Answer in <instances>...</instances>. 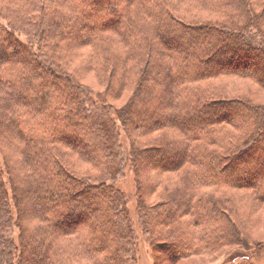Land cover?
Segmentation results:
<instances>
[{"label":"trees","instance_id":"obj_1","mask_svg":"<svg viewBox=\"0 0 264 264\" xmlns=\"http://www.w3.org/2000/svg\"><path fill=\"white\" fill-rule=\"evenodd\" d=\"M1 144L0 264H264V0H0Z\"/></svg>","mask_w":264,"mask_h":264},{"label":"rangeland","instance_id":"obj_2","mask_svg":"<svg viewBox=\"0 0 264 264\" xmlns=\"http://www.w3.org/2000/svg\"><path fill=\"white\" fill-rule=\"evenodd\" d=\"M231 66V65H230ZM232 67V66H231ZM250 85L251 83L248 81L243 82V85ZM252 88V85H250V89ZM95 90H102V87H98L94 85ZM254 89V88H253ZM131 98V92L126 91L125 94L121 97V99H118L116 101H113V105L117 109H123L125 106L128 104L129 100ZM8 146L6 145H0V153L4 154L5 156H10L13 157V159L16 158V155L7 148ZM118 188L125 194V196L128 199V210L130 212V215L132 219L134 220V224L137 226L138 224V217L136 213V204H137V199H136V191H135V185H134V178H133V173H131V170L129 166L126 168V173L123 178H121L118 183H117ZM62 216L60 217V219ZM18 232L14 230L13 232V237L18 238ZM251 237L254 240L257 241H262L264 240V233L263 232H257L251 233ZM251 249V243L247 240H245V250H250ZM136 259H137V264H153V254L152 251L147 243L144 242V240L141 238L140 234H138V242H137V247H136ZM215 261L211 260H203V259H189L186 262H183L181 264H213ZM224 260L219 261L217 264L223 263ZM216 264V263H214ZM262 264V263H260Z\"/></svg>","mask_w":264,"mask_h":264}]
</instances>
